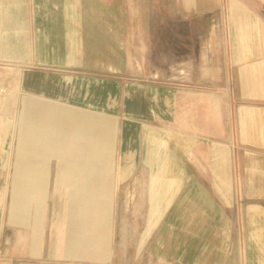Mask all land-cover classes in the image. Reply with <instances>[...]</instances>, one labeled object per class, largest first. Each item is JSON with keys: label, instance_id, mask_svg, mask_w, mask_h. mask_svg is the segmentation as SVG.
Masks as SVG:
<instances>
[{"label": "crops", "instance_id": "crops-1", "mask_svg": "<svg viewBox=\"0 0 264 264\" xmlns=\"http://www.w3.org/2000/svg\"><path fill=\"white\" fill-rule=\"evenodd\" d=\"M0 65V264H264V0H0Z\"/></svg>", "mask_w": 264, "mask_h": 264}, {"label": "rangeland", "instance_id": "rangeland-1", "mask_svg": "<svg viewBox=\"0 0 264 264\" xmlns=\"http://www.w3.org/2000/svg\"><path fill=\"white\" fill-rule=\"evenodd\" d=\"M0 70H5V68L4 67H1L0 68ZM17 81V80H16ZM15 81H14V79L12 80V83H14ZM0 85H3V88H5V91H0V94L1 95H7V94H9V93H11V90H12V88L14 87L12 84H11V82H7L6 81V84H2V82L0 83ZM14 89V88H13ZM6 180H7V183H8V181L10 180V178L9 177H6V178H2L1 179V182H0V185H3L5 182H6ZM5 181V182H4ZM3 189V188H2ZM1 194V193H0ZM6 196H7V194H6ZM10 196V193H8V197ZM6 199V198H5Z\"/></svg>", "mask_w": 264, "mask_h": 264}, {"label": "built area", "instance_id": "built-area-1", "mask_svg": "<svg viewBox=\"0 0 264 264\" xmlns=\"http://www.w3.org/2000/svg\"><path fill=\"white\" fill-rule=\"evenodd\" d=\"M1 67H4V66H1V65H0V68H1ZM0 91H5V88H3V85H0Z\"/></svg>", "mask_w": 264, "mask_h": 264}]
</instances>
